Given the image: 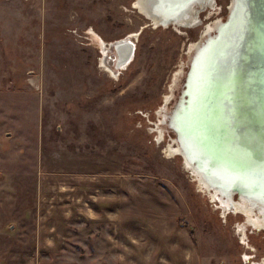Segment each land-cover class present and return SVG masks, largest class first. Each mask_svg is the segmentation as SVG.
Instances as JSON below:
<instances>
[{
    "label": "rangeland",
    "instance_id": "374dc122",
    "mask_svg": "<svg viewBox=\"0 0 264 264\" xmlns=\"http://www.w3.org/2000/svg\"><path fill=\"white\" fill-rule=\"evenodd\" d=\"M229 1L196 7L193 25L156 26L137 0H0V264H264V228L199 188L161 122L189 44ZM132 33L117 68L103 43ZM244 34L223 106L258 128L241 114Z\"/></svg>",
    "mask_w": 264,
    "mask_h": 264
},
{
    "label": "bare ground",
    "instance_id": "6f19581e",
    "mask_svg": "<svg viewBox=\"0 0 264 264\" xmlns=\"http://www.w3.org/2000/svg\"><path fill=\"white\" fill-rule=\"evenodd\" d=\"M229 2L226 17L210 18L203 27L200 39L189 44L186 62L189 67L183 70L182 65L185 61H182L171 79L170 87L174 82L178 86L180 83L176 75L179 72L183 73L180 96L177 97L178 104L174 105L172 112L168 109L161 121L166 125H164L166 131H170L173 127L176 132L173 134L175 138H172L174 143L172 142L173 144L165 150L169 156L176 153L181 155L183 167L191 172L199 188L206 189L212 199H218L224 210L242 211L247 215V220L246 217L244 219L245 225L250 224L251 228L262 229L264 227V129L250 128L239 112L228 109H225V113L221 112L222 80L228 73L230 55L240 38L241 31L244 34L242 28L246 20L243 13L245 12L246 15L248 8V2L245 0H241L240 5H237L235 0ZM213 3V0H137L135 7L156 26L169 24L189 26L197 23L196 7H204V4L212 7ZM134 36L135 33H132L127 38H121L109 45L103 43L104 50L109 49V46L114 49L113 64L117 68L126 67L132 60ZM249 52L250 50H246L245 54L241 53L238 60V69L243 63L246 64L248 86L251 73L250 68H247ZM191 54H194L193 57ZM102 63L105 65V60ZM247 85L244 86L248 93ZM172 95L174 94L171 93ZM169 98L170 95L167 96V100ZM247 102L248 97L241 107V114L242 111H248ZM165 104L164 101L163 105ZM206 112L208 118L212 120V122L208 121L207 128L204 127ZM164 132L159 128L158 136L163 135V137H158V141L165 138ZM201 134H204L203 137ZM194 135L201 137L202 143ZM221 135L226 136V139H221ZM214 144H217L223 154L222 158L218 156L217 150L211 147ZM210 148L214 152L213 157L209 154ZM233 192L237 193V200L232 197ZM254 212L257 215L252 218Z\"/></svg>",
    "mask_w": 264,
    "mask_h": 264
},
{
    "label": "water",
    "instance_id": "95a60500",
    "mask_svg": "<svg viewBox=\"0 0 264 264\" xmlns=\"http://www.w3.org/2000/svg\"><path fill=\"white\" fill-rule=\"evenodd\" d=\"M247 7L246 20L248 29L243 38L244 43L246 44L247 42L250 50V56L247 59V68H250L251 72L249 77L250 80L248 86L247 102L249 105V109L247 110L248 113L251 114L256 120L257 126L264 129V0H248ZM188 67L189 66L187 64V68ZM225 109L226 107L224 108L223 106L221 112L225 113ZM207 112L204 114V117L206 118L204 122L205 128H207L208 121L212 122V120L208 118ZM171 131L173 132V134L176 133L173 127ZM201 132L204 131L201 130ZM203 135L204 134H201V137H203ZM196 137H198L199 139L201 138L199 136ZM221 139H226V136L221 135ZM200 143H202L201 139ZM211 147L215 148L217 150L218 156L222 158L223 154L219 150L217 144H214ZM209 154L211 157L214 156V152L211 148L209 150Z\"/></svg>",
    "mask_w": 264,
    "mask_h": 264
},
{
    "label": "snow or ice",
    "instance_id": "6c2138e0",
    "mask_svg": "<svg viewBox=\"0 0 264 264\" xmlns=\"http://www.w3.org/2000/svg\"><path fill=\"white\" fill-rule=\"evenodd\" d=\"M235 2H236L237 5L241 4V0H235Z\"/></svg>",
    "mask_w": 264,
    "mask_h": 264
}]
</instances>
